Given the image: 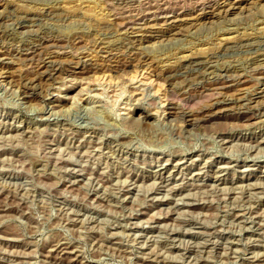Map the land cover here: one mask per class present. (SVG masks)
<instances>
[{"label":"rangeland","instance_id":"374dc122","mask_svg":"<svg viewBox=\"0 0 264 264\" xmlns=\"http://www.w3.org/2000/svg\"><path fill=\"white\" fill-rule=\"evenodd\" d=\"M106 1L0 0V264H264V2Z\"/></svg>","mask_w":264,"mask_h":264},{"label":"bare ground","instance_id":"6f19581e","mask_svg":"<svg viewBox=\"0 0 264 264\" xmlns=\"http://www.w3.org/2000/svg\"><path fill=\"white\" fill-rule=\"evenodd\" d=\"M37 1V0H36ZM40 1V0H39ZM50 1V0H49ZM55 1V0H54ZM104 1V0H103ZM108 1V0H107ZM106 1V2H107ZM119 1V0H118ZM167 1V0H166ZM184 1V0H183ZM202 1V0H201ZM254 1V2H253ZM256 1H259L260 3L261 2H264V0H256ZM256 1L255 0H233V2H231L230 0H228V2H227V0L225 1H223V5H222V7L224 8V7H228V5H232V10L233 9H236V8H240L241 7V5L244 3V4H246L247 3V6L249 5L248 3H250V2H253V6H254V4H256ZM112 2V1H111ZM139 2V1H138ZM175 2V1H174ZM43 3V2H42ZM105 3V2H104ZM113 3V2H112ZM157 3V2H156ZM166 3V2H165ZM186 3V2H185ZM217 3V2H216ZM118 4V3H117ZM141 4V3H140ZM144 4V3H143ZM147 4V3H146ZM193 4V3H192ZM236 4H239L240 6L239 7H235V5ZM262 4V3H261ZM171 5V4H170ZM188 5V4H187ZM252 5V4H251ZM122 6V5H121ZM147 6V5H146ZM176 6V5H175ZM184 6H186V5H184ZM212 6V5H211ZM220 6V5H219ZM258 6H259V4H258ZM143 7V6H142ZM221 7V8H222ZM262 8H260V9H264V3H263V5L261 6ZM49 8V7H48ZM148 8V7H147ZM241 8H243V7H241ZM244 8H245V6H244ZM155 9V8H154ZM192 9V8H191ZM219 9V8H218ZM229 9V8H228ZM248 9V8H247ZM122 10H123V8H122ZM150 10V9H149ZM148 10V11H149ZM157 10V9H156ZM168 10V9H167ZM176 10V9H175ZM227 10V9H226ZM245 10V9H244ZM252 10V8H251V6H250V12H252L251 11ZM121 11V10H120ZM147 11V12H148ZM221 11V10H220ZM242 11V10H241ZM259 11V10H258ZM113 12V11H112ZM192 12V11H191ZM226 12V11H225ZM256 12V11H255ZM144 13V12H143ZM211 13V12H210ZM221 13V12H220ZM243 13V12H242ZM241 13V14H242ZM248 13V12H247ZM261 13H264V12H261ZM0 14H1V12H0ZM28 14V13H27ZM49 14V13H48ZM132 14V13H131ZM156 14H157V16H163V15H169L170 16V14H174V12H168V11H165V9L163 8H158V10H157V12H156ZM155 14V12H154V16L156 15ZM211 14H214V13H211ZM229 14V13H228ZM244 14V13H243ZM258 14V13H257ZM152 15V14H151ZM216 15H217V13H216ZM247 15V14H246ZM260 15V14H259ZM119 16V15H118ZM121 16V15H120ZM165 17L166 19H174L175 18V20H173L172 21V23H175L174 24V29H183V28H180V25L182 24V23H184V22H182V19L180 18V19H178L179 18V16H174L173 15V17ZM182 16V15H181ZM180 16V17H181ZM191 16V15H190ZM190 16H188V17H190ZM226 16V15H225ZM240 16H242V15H239V18H240ZM17 17V16H16ZM183 17V16H182ZM222 17V16H221ZM228 17V16H227ZM234 17V16H233ZM232 17V18H233ZM238 17V16H237ZM261 17V16H260ZM19 18V17H18ZM28 18V17H27ZM147 18V17H146ZM154 18V17H153ZM191 18V17H190ZM220 18V17H219ZM231 18V19H232ZM34 19V18H33ZM112 19V18H111ZM135 19V18H134ZM183 19H184V17H183ZM197 19V18H196ZM228 19V18H227ZM18 20V19H17ZM131 20V19H130ZM19 21V20H18ZM212 21V20H211ZM138 22H139V20H138ZM141 22H143V20H141ZM145 22V21H144ZM156 22H157V20H156ZM182 22V23H181ZM197 22V21H196ZM208 22V21H207ZM214 22V21H213ZM225 22H227V21H225ZM13 23V22H12ZM169 23V22H168ZM172 23H171V26H172ZM203 22H201V24H202ZM216 23V22H215ZM232 23V22H231ZM27 24V23H26ZM113 24V23H112ZM140 24V23H139ZM157 24V23H156ZM156 24H154V25H151L150 27L148 26V29H150V30H153L154 31V33H158L157 31L158 30H156V29H158L157 27H156ZM192 25L193 24H195V23H191ZM203 24H205V23H203ZM217 24V23H216ZM22 25V24H21ZM124 25V24H123ZM147 25V24H146ZM182 26V25H181ZM201 26H204V25H201ZM206 26H207V24H206ZM209 26V25H208ZM210 26H212V25H210ZM214 26H216V25H214ZM221 26H223V25H220V27ZM160 27V26H159ZM162 27V26H161ZM200 27V26H199ZM198 27V28H199ZM131 28V27H130ZM188 28V27H187ZM186 28V29H187ZM197 28V27H196ZM201 28V27H200ZM208 28V27H207ZM168 29V28H167ZM171 29V28H170ZM189 29V28H188ZM226 29V28H225ZM115 31V30H114ZM173 31V30H172ZM172 31H170V32H172ZM194 31V30H193ZM224 31V30H223ZM222 31V32H223ZM230 31V30H229ZM39 32V31H38ZM43 32V31H42ZM113 32V31H112ZM181 32V31H180ZM237 32V31H236ZM50 33V32H49ZM110 33V32H109ZM179 32H177V34H178ZM193 33V32H192ZM31 34H33V33H31ZM139 34V33H138ZM162 34V33H161ZM182 34H183V32H182ZM187 34V33H186ZM244 34V33H243ZM43 35V34H42ZM246 35V34H245ZM43 37V36H42ZM57 37H58V34H57ZM83 37V36H82ZM186 37V36H185ZM31 38V37H30ZM34 38V37H33ZM37 38V37H36ZM48 38V37H47ZM49 38H50V36H49ZM54 38H56V37H53V40H54ZM62 38V37H61ZM77 38H78V36H77ZM102 38V37H101ZM165 38V37H164ZM174 38V37H173ZM43 39H45V36H44V38ZM58 39H60L59 37H58ZM79 39V38H78ZM103 39V38H102ZM124 39V38H123ZM136 39V38H135ZM175 39H179V38H175ZM174 39V40H175ZM182 39V38H181ZM230 39V38H229ZM30 40H32V39H30ZM47 41H49V39H46ZM62 40V39H61ZM70 40V39H69ZM73 40V39H72ZM75 40V39H74ZM143 40V39H142ZM170 40V39H169ZM173 40V41H174ZM180 40V39H179ZM226 40V39H225ZM44 41V40H43ZM56 41V40H55ZM58 41V40H57ZM77 41V40H76ZM99 41V40H98ZM113 41V40H112ZM112 41H110V42H112ZM162 41V40H161ZM168 41V40H167ZM171 41V40H170ZM176 41V40H175ZM242 41V40H241ZM18 42V41H17ZM42 42V41H41ZM61 42V41H60ZM237 42V41H236ZM49 43V42H48ZM47 43V44H48ZM53 43V42H52ZM57 43V42H56ZM62 43V42H61ZM129 43V42H128ZM133 43V42H132ZM131 43V44H132ZM162 43H163V41H162ZM166 43H168V42H166ZM165 43V44H166ZM226 43V42H225ZM35 44V43H34ZM33 44V45H34ZM67 44V43H66ZM130 44V43H129ZM172 44V43H171ZM236 44V43H235ZM15 45V44H14ZM19 45V44H18ZM36 45H37V43H36ZM54 45V44H53ZM56 46L55 47H57V44H55ZM58 45H59V42H58ZM121 45V44H120ZM139 45V44H138ZM241 45H243V44H241ZM16 46V45H15ZM39 46H40V44H39ZM66 46V45H65ZM122 46V45H121ZM179 46V45H178ZM262 46V45H261ZM38 47V46H37ZM51 47V46H50ZM67 47V46H66ZM110 47V46H109ZM133 47V46H132ZM233 47V46H232ZM238 47V46H237ZM236 47V48H237ZM260 47V46H259ZM13 48V47H12ZM31 48H33V47H31ZM36 48V47H35ZM71 48V47H70ZM129 48V47H128ZM229 48V47H228ZM262 48V47H261ZM5 49V48H4ZM20 49V48H19ZM22 49H24V48H22ZM34 49V48H33ZM102 49V48H101ZM260 49V48H259ZM263 49V48H262ZM21 50V49H20ZM28 50H30V49H28L27 48V50L25 51V53L26 54H28L27 53V51ZM32 50V49H31ZM59 49H57V51H58ZM64 50V49H63ZM62 50V51H63ZM256 50V49H255ZM8 51V50H7ZM55 51V50H54ZM60 51V50H59ZM66 51V50H65ZM68 51V50H67ZM197 51V50H196ZM222 51V50H221ZM226 51V50H225ZM23 52H24V50H23ZM34 52H35V49H34ZM39 52V51H38ZM41 52V51H40ZM79 52V51H78ZM198 52V51H197ZM22 53V52H21ZM20 53V54H21ZM31 53V52H30ZM29 53V54H30ZM94 53V52H93ZM140 53V52H139ZM196 53V52H195ZM36 54H37V52H36ZM35 54V55H36ZM50 54V53H49ZM105 54H107V53H105ZM132 54V53H131ZM254 54V53H253ZM34 55V54H33ZM67 55V54H66ZM98 55V54H97ZM37 56V55H36ZM39 56V55H38ZM37 56V57H38ZM40 56H41V54H40ZM50 56V55H49ZM62 56V55H61ZM128 56V55H127ZM210 56H212V55H210ZM254 56V55H253ZM264 56V55H263ZM262 56V57H263ZM14 57V56H13ZM34 57V56H33ZM32 57V59H34ZM42 57V56H41ZM41 57H39L41 60L43 59V58H41ZM46 57V56H45ZM126 57V56H125ZM168 57V56H167ZM189 57V56H188ZM191 57H193V56H191ZM196 57V56H195ZM251 57V56H250ZM4 58H5V56H4ZM31 58V57H30ZM39 58H38V62H39ZM90 58V57H89ZM210 58V57H209ZM256 58V57H255ZM259 58V57H258ZM7 59V58H6ZM21 59V58H20ZM28 59H29V57H28ZM27 59V60H28ZM45 59H47V58H45ZM108 59V58H107ZM111 59V58H110ZM260 59V58H259ZM2 60V59H1ZM14 60V59H13ZM29 60H31V59H29ZM40 60V61H41ZM48 60V59H47ZM53 60V59H52ZM85 60V59H84ZM87 60V59H86ZM165 60V59H164ZM10 61V60H9ZM17 61V60H16ZM15 61V62H16ZM25 61V60H24ZM32 61V60H31ZM43 61V60H42ZM59 61V60H58ZM81 61V60H80ZM79 61V62H80ZM202 61V60H201ZM252 61V60H251ZM6 62V61H5ZM34 62V61H33ZM49 62H50V60H49ZM54 62V61H53ZM57 62V61H56ZM180 62V61H179ZM178 62V63H179ZM249 62V61H248ZM43 63H45V61L43 62ZM70 63V62H69ZM197 63V62H196ZM258 63V62H257ZM15 64V63H14ZM29 64V63H28ZM37 64V63H36ZM40 64V63H39ZM52 64V63H51ZM88 64V63H87ZM89 64H90V62H89ZM260 64V63H259ZM38 65V64H37ZM47 65V64H46ZM168 65V64H167ZM250 65V64H249ZM254 65V64H253ZM40 66V65H39ZM50 66V65H49ZM53 66V65H52ZM76 66H77V64H76ZM174 66V65H173ZM209 66V65H208ZM93 67V66H92ZM185 67H187V66H185ZM199 67V66H198ZM261 67V66H260ZM27 68V67H26ZM52 68V67H51ZM65 68V67H64ZM63 68V69H64ZM189 68V67H188ZM205 68V67H204ZM214 68V67H213ZM259 68V67H258ZM264 68V67H263ZM46 69V68H45ZM49 69V68H48ZM82 69V68H81ZM191 69V68H190ZM197 69V68H196ZM216 69V68H215ZM221 69V68H220ZM224 69V68H223ZM7 70V69H6ZM28 70V69H27ZM96 70V69H95ZM185 70V69H184ZM213 70V69H212ZM217 70V69H216ZM239 70V69H238ZM252 70V69H251ZM260 70V69H259ZM42 71H43V69H42ZM46 72H47V70H45ZM44 71V72H45ZM50 71V70H49ZM202 71V70H201ZM203 71H204V69H203ZM207 71V70H206ZM211 71V70H210ZM253 71V70H252ZM251 71V72H252ZM5 72V70L3 71V73ZM39 72V71H38ZM38 72L36 73V74H38ZM43 72V73H44ZM66 72V71H65ZM182 72V71H181ZM214 72V71H213ZM261 72V71H260ZM39 73H41L42 74V72H39ZM50 73H52V72H50ZM49 73V74H50ZM196 73V72H195ZM232 73V72H231ZM48 74V75H49ZM178 74V73H177ZM183 74V73H182ZM200 74V73H199ZM205 74V73H204ZM23 75H24V73H23ZM44 75H46V74H44ZM167 75V74H166ZM170 75H171V73H170ZM186 75V74H185ZM236 75V74H235ZM257 75H259V73L257 74ZM35 76H38V75H35ZM169 76V75H168ZM174 76V75H173ZM195 76V75H194ZM234 76V75H233ZM262 76V75H261ZM22 77V76H21ZM40 77V76H39ZM38 77V78H39ZM193 77V76H192ZM220 77V76H219ZM225 77V76H224ZM253 77V76H252ZM29 78V77H28ZM37 78V77H36ZM47 78H49V77H47ZM172 78V77H171ZM193 78H195V77H193ZM209 78V77H208ZM232 78V77H231ZM237 78V77H236ZM241 78V77H240ZM26 79V78H25ZM30 79H28V81H29ZM33 80V79H32ZM37 80H39V79H37ZM164 80V79H163ZM194 80V79H193ZM241 80V79H240ZM250 80V79H249ZM46 81V80H45ZM196 81H197V79H196ZM199 81V80H198ZM203 81V80H202ZM215 81V80H214ZM219 81V80H218ZM231 81V80H230ZM30 82V81H29ZM169 82H171V81H169ZM232 82V81H231ZM26 83V82H25ZM216 83H217V80H216ZM227 83V82H226ZM233 83H236V82H234L233 81ZM239 83V82H238ZM23 84V83H22ZM197 84V83H196ZM218 84V83H217ZM219 85V84H218ZM221 85V84H220ZM228 85H230L229 83H227V86ZM208 86V85H207ZM257 86V85H256ZM26 87V86H25ZM48 87V86H47ZM50 87V86H49ZM215 87V86H214ZM224 87V86H223ZM21 88V87H20ZM32 88V87H31ZM216 88V87H215ZM219 88V87H218ZM247 88V87H246ZM35 89V88H34ZM43 89V88H42ZM91 90V89H90ZM208 90V89H207ZM254 90V89H253ZM262 90V89H261ZM32 91H34V90H32ZM47 91V90H46ZM87 91H88V89H87ZM239 92V91H238ZM250 92V91H249ZM40 93V92H39ZM217 93V92H216ZM229 93V92H228ZM244 93H246V92H244ZM32 94H34V93H32ZM230 94V93H229ZM251 94V93H250ZM23 95V94H22ZM27 95V94H26ZM223 95V94H222ZM226 95V94H225ZM237 96V95H236ZM244 96H246V95H244ZM258 97V96H257ZM32 98V97H31ZM227 98V97H226ZM234 98V97H233ZM240 98V97H239ZM245 98V97H244ZM57 99V98H56ZM95 99V98H94ZM241 99V98H240ZM263 99V98H262ZM222 100V102H223V99H221ZM250 100V99H249ZM255 100V99H254ZM215 100H213V102H214ZM217 101V100H216ZM220 101V100H219ZM229 101V100H228ZM227 101V102H228ZM230 102H231V100H230ZM247 102V101H246ZM257 102V101H256ZM262 102V101H261ZM94 103V102H93ZM219 103V102H218ZM245 103V102H244ZM259 103V102H258ZM56 104V103H55ZM215 104V103H214ZM221 104V103H220ZM225 104V103H224ZM256 104V103H255ZM52 105V104H51ZM169 105V104H168ZM240 105V104H239ZM242 105V104H241ZM254 105V104H253ZM264 105V104H263ZM175 106V105H174ZM226 106V105H225ZM248 106V105H247ZM260 106V105H259ZM52 107V106H51ZM252 107V106H251ZM254 107V106H253ZM232 108V107H231ZM243 108V107H242ZM255 108V107H254ZM257 108V107H256ZM218 109V108H217ZM222 109V108H221ZM247 109V108H246ZM260 109V108H259ZM223 110V109H222ZM225 110V109H224ZM262 110V109H261ZM213 111V110H212ZM229 111V110H228ZM249 111V110H248ZM263 111V110H262ZM216 112H217V110H216ZM215 112V113H216ZM219 112V111H218ZM226 112V111H225ZM261 112V111H260ZM264 112V111H263ZM224 113V112H223ZM252 113V112H251ZM255 113V112H254ZM16 114V113H15ZM52 114V113H51ZM209 114V113H208ZM214 114V113H213ZM220 114H222V113H220ZM228 114V113H227ZM129 115V114H128ZM149 115V114H148ZM225 115V114H224ZM258 115V114H257ZM142 116V115H141ZM147 116V115H146ZM167 116V115H166ZM193 116V115H192ZM143 117V116H142ZM183 117V116H182ZM203 117V116H202ZM201 117V118H202ZM205 117V116H204ZM207 117H209V116H207ZM231 117V116H230ZM14 118V117H13ZM166 118V117H165ZM179 118H180V116H179ZM206 118V117H205ZM211 118V117H210ZM135 119H137V118H135ZM146 119V118H145ZM168 119V118H167ZM194 119V118H193ZM3 120V119H2ZM203 120V119H202ZM243 120H245V119H243ZM199 121V120H198ZM194 122V121H193ZM210 122V121H209ZM198 123V122H197ZM141 124H142V122H141ZM141 124H140V122H139V118H138V120H136V121H132L131 122V126H133V127H136V128H139L140 126H141ZM193 124V123H192ZM201 124V123H200ZM205 124V123H204ZM251 126V125H250ZM249 129V128H248ZM15 133V132H14ZM260 134V133H259ZM4 135H5V133H4ZM1 136V135H0ZM262 140H263V138H262ZM253 141V140H252ZM8 142V141H7ZM229 142V141H228ZM242 142V141H241ZM9 143V142H8ZM12 145V144H11ZM255 145V144H254ZM259 147H261V146H259ZM262 148V147H261ZM106 151V150H105ZM108 151V150H107ZM111 151V150H110ZM97 153V152H96ZM113 154V153H112ZM10 155H12V154H10ZM109 156V155H108ZM160 159V158H159ZM167 160V159H166ZM192 160V159H191ZM209 160V159H208ZM181 161H183V160H181ZM166 163V162H165ZM152 165V164H151ZM254 165V164H253ZM65 166V165H64ZM207 166V165H206ZM185 167V166H184ZM258 167V166H257ZM68 168V167H67ZM199 168V167H198ZM244 168V167H243ZM156 169V168H155ZM154 170V169H153ZM175 170V169H174ZM202 170H204V169H202ZM67 171V170H66ZM74 171V170H73ZM196 172V171H195ZM199 172V171H198ZM172 174V173H171ZM192 174V173H191ZM209 174V173H208ZM119 175V174H118ZM152 175V174H151ZM193 175V174H192ZM191 175V176H192ZM12 176V175H11ZM170 176V175H169ZM111 177V176H110ZM15 178V177H14ZM13 178V179H14ZM94 178V177H93ZM113 178V177H112ZM146 178V177H145ZM161 178V177H160ZM185 178V177H184ZM220 179H221V177H219ZM248 178V177H247ZM98 178H96V180H97ZM105 179V178H104ZM104 179H102L103 181H104ZM132 179V178H131ZM215 179V178H214ZM92 180V179H91ZM109 180V179H108ZM235 180V179H234ZM72 181V180H71ZM70 181V182H71ZM77 181V180H76ZM114 181V180H113ZM69 182V183H70ZM99 182V181H98ZM101 182V181H100ZM123 182V181H122ZM121 182V183H122ZM127 182V181H126ZM133 182V181H132ZM135 182V181H134ZM214 182V181H213ZM111 183V182H110ZM153 183H155V181L153 182ZM193 183V182H192ZM223 183V182H222ZM10 184V183H9ZM175 184V183H174ZM244 184V183H243ZM242 184V185H243ZM25 185V184H24ZM99 185V184H98ZM97 185V186H98ZM111 185V184H110ZM134 185V184H133ZM177 185V184H176ZM235 185V184H234ZM251 185V184H250ZM249 185V186H250ZM11 186V185H10ZM95 186V185H94ZM100 186V185H99ZM107 186V185H106ZM129 186V185H128ZM131 186V185H130ZM174 186V185H173ZM240 186H241V184H240ZM263 186V185H262ZM19 187H20V185H19ZM75 187V186H74ZM139 187V186H138ZM137 187V188H138ZM154 187V186H153ZM170 187V186H169ZM190 187V186H189ZM204 187V186H203ZM208 187V186H207ZM214 187V186H213ZM216 187V186H215ZM101 188V187H100ZM177 188V187H176ZM197 188V187H196ZM211 188V187H210ZM121 189V188H120ZM128 189V188H127ZM171 189V188H170ZM207 189V188H206ZM101 190V189H100ZM185 190V189H184ZM233 190H234V188H233ZM236 190V189H235ZM249 190V189H248ZM156 191V190H155ZM166 191V190H165ZM253 191V190H252ZM127 192V191H126ZM248 192V191H247ZM250 192V191H249ZM162 193V192H161ZM167 193V192H166ZM100 194V193H99ZM173 194V193H172ZM178 194V193H177ZM98 195V194H97ZM185 195H187V194H185ZM124 196V195H123ZM128 196V195H127ZM150 196H152V195H150ZM163 196V195H162ZM167 196H170V195H167ZM173 196V195H172ZM183 196V194L181 195V197ZM100 197V196H99ZM159 197V196H158ZM175 197V196H174ZM256 197V196H255ZM157 198V197H156ZM160 198H161V196H160ZM164 198H165V196H164ZM168 198V197H167ZM177 198V197H176ZM104 199V198H103ZM120 199V198H119ZM159 199V198H158ZM163 199V198H162ZM184 199V198H183ZM197 199V198H196ZM182 200V199H181ZM188 201V200H187ZM191 201V200H190ZM127 202V201H126ZM151 202V201H150ZM149 202V203H150ZM181 202V201H180ZM179 202V203H180ZM193 202V201H192ZM194 202H196V201H194ZM248 202H250V201H248ZM185 203V202H184ZM190 203V202H189ZM253 203V202H252ZM188 204V203H187ZM61 205H63V204H61ZM61 205L59 206V207H61ZM175 205V204H174ZM252 204L250 203V206H251ZM68 206V205H67ZM66 207V206H65ZM159 207V206H158ZM178 207V206H177ZM179 208V207H178ZM238 208V207H237ZM170 209V208H169ZM168 209V210H169ZM175 209V208H174ZM72 210V209H71ZM179 210H180V208H179ZM257 210V209H256ZM6 211V210H5ZM146 211V210H145ZM262 211V210H261ZM71 212V211H70ZM79 212V211H78ZM139 212V211H138ZM169 212V211H168ZM176 212H177V210H176ZM180 212V211H179ZM243 212V211H242ZM76 213V212H75ZM80 214V213H79ZM138 214V213H137ZM65 215H67V214H65ZM157 215V214H156ZM162 215V214H161ZM165 215H167V213L165 214ZM256 215V214H255ZM262 215V214H261ZM84 216V215H83ZM150 216V215H149ZM159 217V216H158ZM75 218V217H74ZM151 218V217H150ZM263 218V217H262ZM261 218V219H262ZM154 219V218H153ZM240 219V218H239ZM249 219V218H248ZM72 220V219H71ZM74 220V219H73ZM84 220V219H83ZM258 220V219H257ZM157 221H159V220H157ZM82 222V221H81ZM126 222V221H125ZM148 222V221H147ZM117 223V222H116ZM145 223V222H144ZM195 223V222H194ZM237 223H239V222H237ZM146 224V223H145ZM148 224V223H147ZM240 224V223H239ZM256 225V224H255ZM127 226V225H126ZM130 228V227H129ZM141 231V230H140ZM191 231V230H190ZM126 232V231H125ZM159 232V231H158ZM175 232V231H174ZM184 232V231H183ZM222 232V231H221ZM139 233V232H138ZM135 234V233H134ZM137 234V233H136ZM155 234V233H154ZM159 234H161L160 232H159ZM169 234V233H168ZM145 235V234H144ZM153 235V234H152ZM134 236V235H133ZM172 236V235H171ZM173 237V236H172ZM158 238V237H157ZM209 238V237H208ZM150 240V239H149ZM175 240V239H174ZM231 240V239H230ZM138 241H139V239H138ZM60 242V241H59ZM227 242V241H226ZM263 242V241H262ZM152 243V242H151ZM205 243V242H204ZM146 244V243H145ZM144 244V245H145ZM202 244V243H201ZM65 246V245H64ZM148 246V245H147ZM173 246V245H172ZM207 246V245H206ZM230 246V245H229ZM150 247V246H149ZM184 247H186V246H184ZM192 247V246H191ZM148 248V247H147ZM232 248V247H231ZM198 249V248H197ZM215 249V248H214ZM199 250V249H198ZM197 250V251H198ZM259 250V249H258ZM233 251V250H232ZM235 251V250H234ZM167 252V251H166ZM172 252V251H171ZM237 252V251H236ZM11 253V252H10ZM142 253V252H141ZM145 253V252H144ZM169 253V252H168ZM245 253V252H244ZM255 253V252H254ZM259 253V252H258ZM262 253H263V251H262ZM1 254V253H0ZM18 254H19V252H18ZM165 254H167V253H165ZM234 254V253H233ZM242 254V253H241ZM20 255V254H19ZM28 255V254H27ZM184 255V254H183ZM25 256V255H24ZM145 256V255H144ZM189 256V255H188ZM237 256V255H236ZM1 257V256H0ZM18 257V256H17ZM173 257V256H172ZM175 257V256H174ZM194 257V256H193ZM184 258V257H183ZM189 258V257H188ZM198 258V257H197ZM201 258V257H200ZM252 258V257H251ZM71 259V258H70ZM174 259V258H173ZM199 259V258H198ZM23 260V259H22ZM157 260H158V258H157ZM166 260V259H165ZM164 260V261H165ZM200 260V259H199ZM59 261V260H58ZM193 262V261H192ZM51 263V262H50ZM80 263V262H79ZM196 263V262H195ZM16 264V263H15ZM20 264H21V262H20ZM78 264V263H77Z\"/></svg>","mask_w":264,"mask_h":264}]
</instances>
